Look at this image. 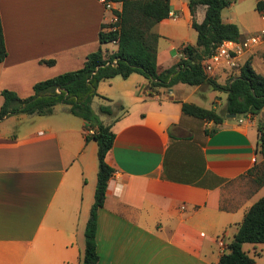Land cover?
I'll return each instance as SVG.
<instances>
[{
    "label": "crops",
    "instance_id": "1",
    "mask_svg": "<svg viewBox=\"0 0 264 264\" xmlns=\"http://www.w3.org/2000/svg\"><path fill=\"white\" fill-rule=\"evenodd\" d=\"M241 1L232 0L221 17L244 38L264 26L254 33L248 29L232 10ZM169 4L171 15L153 28L159 71L178 62L183 44H192L183 31L192 27L188 0ZM120 9V1L105 10L97 0H0L7 51L0 91L25 98L35 82L81 67L99 47V31L110 24L112 11ZM205 9L196 7L197 22ZM100 46L107 54L117 48L116 42ZM245 54L239 65L250 59L254 68L257 57L264 59V42ZM47 59L54 64L41 62ZM228 71L238 72L224 65L217 74ZM181 85L166 93L164 87L152 90L144 76L131 73L97 86L108 99L94 96L91 107L95 97L111 106L102 122L115 134L105 157L114 172L97 212V264H218L245 212L264 197V185L254 187L247 175L261 159V113L241 121L225 116L220 123L189 116L181 109L188 102ZM190 86L195 92L201 85ZM59 106L49 115L19 113L0 120V264H79L83 254L97 143L85 141L83 119ZM250 244L264 264V243H245V252Z\"/></svg>",
    "mask_w": 264,
    "mask_h": 264
},
{
    "label": "trees",
    "instance_id": "2",
    "mask_svg": "<svg viewBox=\"0 0 264 264\" xmlns=\"http://www.w3.org/2000/svg\"><path fill=\"white\" fill-rule=\"evenodd\" d=\"M121 2V9L114 10L118 20L103 26L98 34L99 47L90 52L83 65L55 76L37 81L32 86V94L20 98L14 91L3 89L0 94V120L4 117L25 113L49 115L57 104H64L67 111L86 122L85 141L93 139L97 143L98 171L94 200L84 228V250L79 264H97L96 243L97 212L103 205L109 178L114 169L106 162V154L115 138L110 125L103 124L91 107V100L97 93L102 80L115 76L127 78L131 73H139L148 81L150 89L170 88L177 83L188 85H210L226 91L225 113L214 108H205L194 103L181 102L184 114L206 121L220 123L226 114L236 117L261 113L258 128V153L261 161L255 163L247 174L257 187L264 185V75L257 73L247 59L238 72L233 73L224 85L219 84L202 69V60L209 56L224 41L240 40L242 36L237 25L226 22L221 17L223 8L232 0H188L192 15L191 26L197 33L194 44H183L178 62L167 69L158 70L157 41L159 35L154 26L169 17V0H115ZM205 5V15L201 22L194 19L196 7ZM264 9V1L256 0V10ZM115 27V28H112ZM116 42L112 53L103 52L100 45ZM7 55L0 18V62ZM53 65V59L41 60ZM99 110L111 114L110 105H101ZM245 243H264V197L257 199L245 212L242 222L232 240L225 246L218 264H254L255 260L243 250ZM264 255V252H263Z\"/></svg>",
    "mask_w": 264,
    "mask_h": 264
},
{
    "label": "rangeland",
    "instance_id": "3",
    "mask_svg": "<svg viewBox=\"0 0 264 264\" xmlns=\"http://www.w3.org/2000/svg\"><path fill=\"white\" fill-rule=\"evenodd\" d=\"M231 10V8H230ZM232 10L235 14H237V17L240 18V20L244 19V21L246 22L248 29H251L250 31H252V33L256 32V29H259L260 26H264V21H262L259 17V13L256 10V0H242L241 2H235ZM243 29H246V26H241ZM184 33H185V37L190 39L191 43L194 44L196 42V31L189 26H184L183 29ZM181 44V42L178 44V46ZM247 55V54H245ZM255 70L259 73H263L264 74V59L259 56L257 57L256 61L253 64ZM235 72L233 71H228L226 73V75L221 76L220 74H215L214 76H212V78H214L216 80V82H218L221 85H224L227 81V79ZM121 80V79H118ZM107 82V81H106ZM182 88L185 91L186 97H187V101L190 103H195L201 107H205V108H211L212 106H215L216 109L218 110V112L220 114H224L225 113V103H226V91L223 89H216L213 88L210 85L204 84L201 85L199 87V91H193L194 86H190L186 83H181ZM115 88H117V84L114 83L113 87H112V92H115ZM171 88V87H170ZM168 88V89H170ZM33 92V91H32ZM31 92V94H32ZM164 92H167V89H164ZM177 93V92H176ZM29 94V96L31 95ZM179 94L177 93V96ZM27 96V97H29ZM21 98V97H20ZM26 98V97H25ZM105 101H102L99 97H95L94 98V102H92V110L94 111V113L99 117L100 121L102 122V119L105 120V122H107L108 116L109 114L103 113L99 110V105L104 104ZM220 103V104H219ZM56 107L60 108L59 104L56 105ZM107 115V116H106ZM113 117V116H112ZM260 121V120H259ZM103 123V122H102ZM261 159L257 160L258 163L260 162ZM248 175V178L251 180V183L254 185V187H257L255 185V183L252 181V177ZM246 247H248L250 250H246L247 254L251 257L254 258V260L256 261V264H259V257L257 254H254L253 249L250 245H247ZM257 253H261L260 249L256 250ZM262 257H260V260H264V255H261Z\"/></svg>",
    "mask_w": 264,
    "mask_h": 264
},
{
    "label": "built area",
    "instance_id": "4",
    "mask_svg": "<svg viewBox=\"0 0 264 264\" xmlns=\"http://www.w3.org/2000/svg\"><path fill=\"white\" fill-rule=\"evenodd\" d=\"M97 1L103 5L105 10H112L113 2L115 0ZM259 16L260 19L264 21V9L260 11ZM117 20L118 18L113 12L110 23L113 24ZM262 42H264V27L260 28L256 33L247 35L240 40H229L222 42L209 56L202 60L201 64L203 72L207 76L212 77L217 73L218 68L224 65L229 70H239V57L243 56L247 52H252L256 47L262 44ZM242 118L243 116H240L239 120L241 121Z\"/></svg>",
    "mask_w": 264,
    "mask_h": 264
},
{
    "label": "water",
    "instance_id": "5",
    "mask_svg": "<svg viewBox=\"0 0 264 264\" xmlns=\"http://www.w3.org/2000/svg\"><path fill=\"white\" fill-rule=\"evenodd\" d=\"M227 117H230V118H235L236 115L235 114H226ZM262 126H264V122H262Z\"/></svg>",
    "mask_w": 264,
    "mask_h": 264
}]
</instances>
